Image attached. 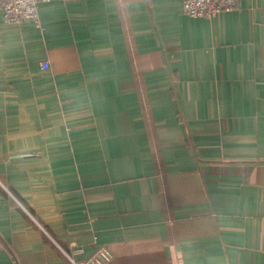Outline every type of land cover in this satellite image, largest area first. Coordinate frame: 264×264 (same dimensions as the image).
I'll return each instance as SVG.
<instances>
[{
    "label": "crops",
    "instance_id": "0c3cea01",
    "mask_svg": "<svg viewBox=\"0 0 264 264\" xmlns=\"http://www.w3.org/2000/svg\"><path fill=\"white\" fill-rule=\"evenodd\" d=\"M39 12L0 11V264H264V0Z\"/></svg>",
    "mask_w": 264,
    "mask_h": 264
},
{
    "label": "built area",
    "instance_id": "2783aa9c",
    "mask_svg": "<svg viewBox=\"0 0 264 264\" xmlns=\"http://www.w3.org/2000/svg\"><path fill=\"white\" fill-rule=\"evenodd\" d=\"M47 0H0V11L4 20L10 24L29 22L42 27L39 6ZM242 0H183L184 12L192 18H214L223 11H229L239 6ZM43 69L50 68V62L42 63ZM71 251L62 250L70 264H108L113 255L106 248L99 249L92 257L78 261L73 254L82 252L76 245H71Z\"/></svg>",
    "mask_w": 264,
    "mask_h": 264
}]
</instances>
